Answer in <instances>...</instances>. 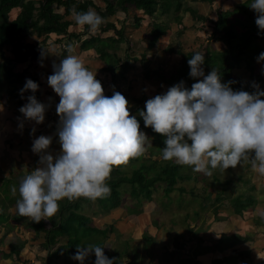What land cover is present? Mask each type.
Instances as JSON below:
<instances>
[{"label": "clouds", "instance_id": "9594fccd", "mask_svg": "<svg viewBox=\"0 0 264 264\" xmlns=\"http://www.w3.org/2000/svg\"><path fill=\"white\" fill-rule=\"evenodd\" d=\"M249 8L256 14L258 34H264V0H252ZM70 12L81 30L86 27L91 34L105 23L93 8L77 11L74 6ZM65 48L69 54L53 63V74L47 77L48 86L59 97L56 134L60 152L54 156L49 150L51 136L36 138L32 151L39 156V166L21 179L18 189L11 188L13 195L19 193L18 215L35 224L55 217L65 200L108 197L113 170L145 157L152 147L130 111L133 105L114 89L106 96L97 72L71 54L74 44ZM260 61H264V52ZM204 64V53H194L188 60L189 75L197 81L191 89L181 81L146 101V110L138 113L144 127L164 137V161L191 167L207 177L217 169L223 173L250 164L253 172L264 177V91L255 83L252 93L234 91L232 82H221L218 70L205 75ZM38 90L36 82L26 80L21 97L28 91L32 95L19 111L28 121L42 124L47 105L36 99ZM93 253L95 264H114L104 247L93 244L77 246L72 259L84 264Z\"/></svg>", "mask_w": 264, "mask_h": 264}, {"label": "rangeland", "instance_id": "374dc122", "mask_svg": "<svg viewBox=\"0 0 264 264\" xmlns=\"http://www.w3.org/2000/svg\"><path fill=\"white\" fill-rule=\"evenodd\" d=\"M247 1L215 0L210 5L211 7L207 6L205 10L206 13H209L207 19L215 21L218 18V14L227 10L232 11L236 5ZM172 2L174 5L177 4L176 0H172ZM196 2L199 3L200 1L182 0L180 14L184 17V25H179L177 21H174L175 14L172 13L163 15L162 12H159L153 20H148L147 16H145V20H142L143 11H133L131 9L127 15L120 11L118 12L119 14L117 13V16L110 17L111 20L116 21L117 26L120 27L118 29L122 27L126 33L130 34L129 38L127 35L126 37L133 44L134 50L130 48L129 52H136L137 55V61L135 63L131 61V64L133 65L134 63L136 66L134 69L129 70L126 80L120 79L117 76L116 82L114 83L110 73L107 74V72L103 71L104 68L100 67L101 63L99 62L101 60L97 58L98 55L94 56V54L89 53H86V55L85 53L79 54L76 47H74V51L71 54L76 55L78 53L77 56L84 61L85 66L94 73L97 72L96 78L101 83L107 85L104 87V84H102L106 96L110 97L113 94V89H119L126 99L130 96L146 98L145 100H148L156 95L164 94L165 90L161 82L158 83L156 80L146 78L145 65H148L154 71L159 70L160 72V70H166L164 67L172 66L181 60L179 55L170 51L171 49H181L183 53H186L194 50L205 52V48L209 47L219 52L225 47L224 42H208L209 35L212 32L209 20L199 22L196 27L192 26L190 20L187 21V18L191 14L185 9L189 10L187 7H190ZM97 3L99 6H105V4L100 2ZM136 16L141 18L140 22H137L138 18ZM154 20L169 22L170 28L154 48L150 49L153 51H148L149 53L147 52L145 54L147 57L146 61L143 58L140 60L144 52L143 50L148 46L146 40L153 28L152 22ZM72 29L78 32L82 31L76 24ZM110 34H113V32H110ZM29 37L25 38L26 42L37 44L38 40H40H37L35 36ZM56 41L57 38L55 35L48 40V46L45 49L49 52L50 59L47 62H39V60L33 59L26 61L24 64H14V71L17 73L27 71L22 83L18 86L20 91L24 87L27 79L34 81V78L40 75L37 79V84L39 85L38 92L44 95V102L48 109L45 114V121L42 124L28 121L20 113L19 109L21 107L17 103L15 104L13 101L6 104L5 100L0 101V181L2 183L9 182L7 188L0 187V210L9 216V221L0 226V250L4 253H9L11 245L15 244L18 239L26 242L25 247L18 255H14L10 259H3L0 255V264H47L48 259L52 262L55 261L54 264H76V260L72 259L74 254L70 252L58 259L49 258V254L67 240L66 237L59 239L57 245L47 249L44 232H36L33 229H28L27 223L30 222L28 218V222L25 220L15 221L13 219V216L18 214L16 202L19 199V193L17 191V194L13 195L11 188L12 186H16L18 189L16 183H20L25 175L39 166V156L32 151L33 141L41 135L51 136L53 142L49 150L54 156L60 152V145L54 142L56 137L55 130L59 124V117L56 113L59 97L53 90L50 93L47 91L49 87L47 77L50 76L48 74H53V61L61 57V49L65 48V46L63 47V45ZM255 45L258 46L259 50H264V39H259ZM127 47L128 45L123 44L121 49L116 50L122 59L126 56ZM9 49L7 48L5 50L6 55L12 57ZM247 52L251 59L253 71L246 68L244 63L241 67L234 69V75L241 77L245 81L258 84L260 90L264 91V61L258 62L259 54L254 50V47H251L249 50L246 48ZM165 88L168 87L165 86ZM3 96L5 98L6 94H3ZM145 103L142 104L143 107H145ZM131 113L137 117L134 112L131 111ZM21 125H23L22 128ZM33 129L35 130L34 132H32ZM25 130H28L29 134L30 132L33 133V135L27 134ZM158 159H162V156H159ZM132 166V164H129L127 167H123L122 174L130 175ZM187 172L190 175L195 173L192 168ZM215 176H218V179L224 182L219 184ZM239 176L242 177V180L246 181L245 184L241 182L242 180H237ZM200 178H203V180L193 184L196 187L194 189L195 191L186 185L187 190L184 194H180L177 191L171 194V205L167 204L168 200L166 198H163V190L160 188V194H157L152 202L143 200L141 206L144 211L139 216L129 215L127 210L128 206H134L138 201L133 198L131 199L129 185L122 187L124 194L123 206L109 213L99 211L97 201L87 202L83 198L72 202L65 200L60 203V207L62 205L74 206L82 203L80 210L77 212L92 217L94 225L99 226L100 229H105L114 223L116 229L108 235L107 239H100L96 234L92 235L89 239H94L93 242H97V238L104 241L105 255L109 259H115L114 253L117 252L119 254V264H137L138 262L135 261V251L139 254L140 252L146 254V259L174 258L181 259V262L182 259L191 258L193 253L192 246L195 245L196 247V242L199 238L203 242L202 248L206 249L201 253H205L209 248V251L206 252L208 255L211 254L214 250V245L220 239H225L235 234L242 237H254L252 238L255 242L253 244L254 263L264 264V222L262 223L261 221V219H264V177L253 172L250 164H245L243 167L238 166L235 170L228 169L223 173L217 169L211 177L201 175ZM225 181H229L231 184L226 187ZM252 187H255V195H257L258 202L260 203L252 208L248 206L244 209L243 215H239L235 212L234 201L240 195L247 196L252 194L250 191ZM218 193L225 195V200L222 204L216 201ZM164 203L167 204L166 208L163 206ZM194 212L199 213V215L194 216ZM218 218H221V220H218ZM202 221L203 224H201ZM52 223H57V221L46 219L44 221V228H50ZM9 224L13 227L12 229L8 227ZM146 234L153 237L155 243L150 244L145 238ZM250 237L249 239L251 240ZM126 243H129L130 248L127 249ZM236 246L244 247L246 245L239 243ZM125 250H127V253L123 254ZM231 251L232 248L227 250L228 253H231ZM188 252L191 254L189 255ZM170 253H176L177 255L169 256L168 254ZM222 258L225 257L223 256ZM139 264L142 263L140 262Z\"/></svg>", "mask_w": 264, "mask_h": 264}, {"label": "trees", "instance_id": "16d2710c", "mask_svg": "<svg viewBox=\"0 0 264 264\" xmlns=\"http://www.w3.org/2000/svg\"><path fill=\"white\" fill-rule=\"evenodd\" d=\"M176 1L177 4L174 5L172 0H0V101L2 102V100H5L8 104L15 100L20 107L28 102L27 97L32 95V93L30 91L25 92L22 98L21 91L18 89L27 71L17 73L14 71V64H24L26 61L33 59H37L39 62H47L50 59V54L46 51L45 47L48 46V40L53 34L60 36L56 42L63 45V47L69 43H73L74 47L79 45L80 53L94 51L98 55L97 58L105 63L106 66L103 71L112 75L114 83L117 78V73L120 79L126 80L127 73L133 68L131 61L135 62L137 58L131 56L133 51L129 52L132 46L130 40L126 37L125 29H118L116 24L109 20V17L116 15L120 11L127 15L131 9L133 11L141 10L150 17H155L159 12H162L163 15L172 13L175 14L174 21L182 25V17H177L176 19V14H179L182 8V0ZM199 1L200 3H208L210 5L215 2V0ZM251 1L252 0H248L247 2L236 5L232 11L227 10L218 14V18L215 21L207 19L204 15H198L194 9H185L199 21L209 20L212 32L209 35L208 42L216 41L225 43L224 49L219 52L209 47L205 48V52H203L205 56V64L203 66L205 75L212 69H216L220 72L222 83L232 82L230 86L234 91L244 90L249 93L254 91L252 88L253 83L235 76L234 69L241 67L245 63V67L253 71L251 59L249 53H246V48L249 50L251 47H254V50L259 55L264 52L263 49L259 50L258 46L255 45L259 39H264V34H258L259 30L255 24L256 14L249 8ZM97 2L105 4V6H99ZM74 6L77 11H87L89 8H93L104 18L105 23L101 26L98 33L91 34L87 31L86 27L83 31L78 33L68 31L70 26L76 24L68 19L72 18L70 10ZM60 10H63V12H60ZM172 10H174V12H172ZM136 17L139 21L141 20L140 17ZM152 26L153 28L149 34L150 48H154L158 40L164 36L170 28L169 22L165 21L156 22ZM110 31L114 32L113 35L103 36ZM28 36H35L37 40H40H38L37 44L26 42L25 38ZM123 44L128 45L124 59L119 57L116 51L121 49ZM7 48H10L9 51L12 57L6 55L5 50ZM61 51L62 54L57 60V64L60 62V59L69 54L66 48L61 49ZM170 51L179 55L181 60L173 64L168 71L162 70V72L154 71L148 65H145L146 78L150 80H161L163 83L169 84L170 87L183 81L185 87L190 90L192 84L197 81L189 75L190 67L188 65V60L191 59L194 53L202 51L194 50L186 53H183L181 49H171ZM143 59L146 61L147 57L145 56ZM148 62L150 63V61ZM39 77L40 75H37L34 78V82L38 83L37 79ZM115 91L121 93L119 89ZM3 94H6L5 98ZM35 96L39 102L46 105L38 91L35 93ZM145 99L146 98L136 100V104L132 107L131 111L138 114L139 111L146 110L145 107L142 106L143 102L147 101ZM137 119L141 125V131L145 132L151 139L152 147L148 150V155L130 162V164L133 165L130 175L122 174L123 167L113 170L111 179L108 181L111 188L110 195L106 198L96 200L99 211L103 213H109L123 206L122 201L124 194L122 187L124 185H129V195L131 199L138 200L136 205L127 207L128 213L129 215L139 216L144 211L141 206L143 200L152 202L154 197L160 194V188L163 190V198H166L168 200L167 204L171 205V194L175 191L184 194L187 190L186 185L191 187V190L195 191L194 189L196 187L193 184L203 180V178H200L203 174L195 172L193 175H190L187 172L191 167L179 166L174 162L158 159L159 156H162V148L165 147L164 137L153 132L151 128L144 127L143 119L139 117V115ZM55 131L57 133V129ZM57 136L56 134L54 142L59 144V138H57ZM215 178L219 184L224 182L220 181L218 176H215ZM237 180L241 181L242 177H237ZM241 182L245 184L246 181L242 180ZM8 184V181L3 183L0 181L1 188H7ZM229 184L231 183L227 181L226 187ZM16 185L19 187V182H17ZM255 190V187H252L250 189L252 194L247 196L240 195L235 199L234 205L236 213L243 215L245 208L248 206L252 208L260 203L258 202L257 195H255ZM224 196L225 195L218 193L216 201L222 204L225 200ZM84 200L87 202L90 201L87 199ZM167 204L164 203V208H166ZM81 206L82 203H78L74 206L62 205L60 207V213L51 218L57 221V223H52L51 227L48 229L44 228V221L35 224L31 221L28 222L27 218L21 217L18 214L13 216V219L15 221L25 220L28 222V229H33L36 232H44L47 249L57 245L59 239H64V237H66L67 240L49 254V258L58 259L68 252L75 255L77 246L93 244L104 247V241L100 239H107L108 235L113 233L116 229L114 223L110 224L105 229H100L98 226L94 225L92 217L77 212L80 210ZM197 215H199V213L194 212V216ZM218 220H221V218H218ZM7 221H9V216L0 210V226ZM261 221L263 223L264 219H261ZM8 227L10 229L13 228L10 224ZM94 234L100 238H97V242H93L94 239H89ZM145 238L150 244L155 243L153 237L146 234ZM198 241L196 242V247L192 248V256L195 259L198 255L202 254L201 252L206 250L202 248V239L199 238ZM249 241V237H242L236 234L231 235L228 238L220 239L218 243L214 245V250L226 247L234 248L239 243H248ZM25 245V241H20V239H18L15 244L11 245L9 253H4L0 250V255L3 259H10L14 255H18ZM126 245L127 249L130 248L129 243H126ZM208 251L209 248L206 252ZM126 253L127 250H125L123 254ZM170 254L172 256L177 255L176 253ZM251 254L252 251L249 249L246 251L235 250L233 255L234 258L230 257L229 259H252ZM114 255L115 259H112L114 264H119V254L116 252ZM135 255V259H139L140 254L137 251H135ZM95 259L93 253L84 261V264H95ZM186 259L188 258L182 260L183 264L187 262L191 264V260ZM224 259L228 258L225 257ZM54 263L55 261L52 262L49 259L47 260V264ZM76 264H80V262L76 261Z\"/></svg>", "mask_w": 264, "mask_h": 264}, {"label": "crops", "instance_id": "0c3cea01", "mask_svg": "<svg viewBox=\"0 0 264 264\" xmlns=\"http://www.w3.org/2000/svg\"><path fill=\"white\" fill-rule=\"evenodd\" d=\"M207 6L208 7H211L210 6V4H208V3H193L190 7H188V8H190V9H194V10H196V12L198 13V15H204V16H206V18L208 17L207 15L209 14V13H206L205 12V10H206V8H207ZM60 12H63V10H60ZM144 13V12H143ZM119 14V13H118ZM118 14H116V15H114L113 17H115V16H117ZM145 14V13H144ZM142 15V20L144 19L145 20V16H147L148 17V20H153L155 17H150V16H148V15ZM191 14V13H190ZM162 15V14H161ZM177 17H182V24H183V19H184V17L179 13V14H176V19H177ZM68 19H70V20H72L74 23H75V21H74V19L73 18H68ZM109 20L110 21H112V22H114L115 24H116V26H117V23H116V21H113V20H111L110 19V17H109ZM191 21V23H192V26L193 27H196L197 25H198V23L199 22H204V21H199V20H197V18L195 17H193L192 16V14L189 16V18H187V21ZM141 21V20H140ZM139 20H137V22H140ZM156 22H159V21H153L152 22V24H154V23H156ZM77 25V24H76ZM184 25V24H183ZM73 26H75V24L74 25H72V26H70V28H69V32H76V33H78V31H75V30H73L72 28H73ZM123 26V25H122ZM117 28H120V27H118L117 26ZM122 28V27H121ZM83 31V30H82ZM79 32H81V31H79ZM111 32V31H110ZM110 32H108V33H105L103 36H109V35H113V34H110ZM113 32V31H112ZM114 33V32H113ZM125 34L127 35V37L129 38V33H126L125 32ZM55 35V37L57 38V39H59L60 38V36H58V35H56V34H53L52 36H54ZM164 36H162L159 40H161L162 38H163ZM158 40V41H159ZM147 41V48H145V50H143L144 52L142 53V56H141V58H140V60H142V58L143 57H145L146 55L145 54H147V52L148 51H153V50H150L151 48H150V46H149V43H150V37L148 36V39L146 40ZM208 43V42H207ZM132 44V43H131ZM206 46H207V44H206ZM132 49H133V44H132V47H131ZM76 49L78 50L77 52H79V54H84V53H80V48H79V45L78 46H76ZM134 50V49H133ZM93 52V53H92ZM86 53H89V54H94V56L95 55H97L94 51H89V52H85V55H86ZM125 53V52H124ZM149 53V52H148ZM78 54V53H77ZM76 54V55H77ZM132 54V56L133 57H136L137 55H136V52H132L131 53ZM143 55H145V56H143ZM94 58V57H93ZM96 59V58H95ZM57 63V60H54L53 61V63ZM99 63H101V65H100V67L101 68H104V66H106L105 65V63H102L101 61L99 62ZM135 63V62H134ZM134 63H133V69L135 68V66L136 65H134ZM162 67H164V66H162ZM171 66H167V67H164V69H166V71H168L169 69L168 68H170ZM155 71H158L159 72V70H155ZM160 72H162V70H160ZM48 73V72H47ZM107 74H108V72H107ZM48 75H52V73H50V74H48ZM111 75V74H110ZM97 76V75H96ZM117 76H119V74L117 73ZM127 76V75H126ZM111 77H112V75H111ZM116 82V81H115ZM156 82H158V83H162L163 85H162V87H163V89L165 90V92L168 90V88H170V86H169V84H167V83H163L161 80H156ZM101 84H104V83H101ZM103 86V85H102ZM107 85L106 84H104V87H106ZM165 86H167L168 88H165ZM128 87H130V85H128ZM163 89H162V91H163ZM52 89L50 88V87H48V89H47V91L50 93V91H51ZM164 92V91H163ZM40 93V92H39ZM41 94V93H40ZM48 96H50L49 94H48ZM41 97H42V100L44 101L45 99V97H44V95H42L41 94ZM138 99H142V98H136V97H128V101H129V103L131 104V105H135L136 104V100H138ZM13 102V101H12ZM14 102H15V104L17 103L15 100H14ZM143 103H145V102H143ZM7 104V103H6ZM18 105V104H17ZM132 109V108H131ZM131 109H130V111H131ZM136 114V113H135ZM137 116H138V114H136ZM26 132H27V134H29V131L28 130H25ZM33 132V131H32ZM29 135H33V133H31L30 132V134ZM201 224H203V221L201 222ZM99 227V226H98ZM100 228V227H99ZM244 236H248V235H244ZM250 237V236H249ZM251 238V240L248 242V243H243L244 245H246V246H244V247H237V246H235L234 248L233 247H231L232 248V251H231V253H228L227 252V250L228 249H231V248H228V247H226V248H223V249H220L219 251L218 250H213L212 252H211V254H206V252L205 253H203V254H201V256H197V259H195L193 256H192V259H190L191 260V264H194V263H198V264H255L254 263V257H253V247H254V240L252 239V238H254L253 236H251L250 237ZM258 238V237H257ZM218 243V242H217ZM216 243V244H217ZM203 244V243H202ZM215 244V245H216ZM193 248L195 247V246H192ZM251 250L252 251V254H251V258L252 259H229L230 257H233V255H234V251L236 250V251H246V250ZM212 250V249H211ZM178 251V250H177ZM189 253V255L191 254L190 252H188ZM216 253V254H215ZM146 254H143V253H141L140 252V257H139V259H135V261L136 262H138L137 264H139L140 262L142 263V264H183V262L181 261L180 262V260L181 259H146V256H145ZM171 255V254H170ZM169 255V256H170ZM172 256V255H171ZM227 257L228 259H224V258H222V257ZM234 258V257H233ZM183 260V259H182ZM186 260H189V259H186ZM217 261V262H216ZM222 261V262H221ZM186 264H189V262H187Z\"/></svg>", "mask_w": 264, "mask_h": 264}]
</instances>
